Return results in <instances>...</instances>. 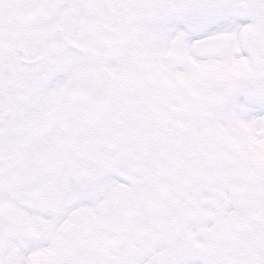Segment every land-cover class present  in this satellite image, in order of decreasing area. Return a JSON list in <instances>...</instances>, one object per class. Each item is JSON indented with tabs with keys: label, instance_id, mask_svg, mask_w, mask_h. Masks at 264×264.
I'll list each match as a JSON object with an SVG mask.
<instances>
[{
	"label": "snow or ice",
	"instance_id": "6c2138e0",
	"mask_svg": "<svg viewBox=\"0 0 264 264\" xmlns=\"http://www.w3.org/2000/svg\"><path fill=\"white\" fill-rule=\"evenodd\" d=\"M13 81L0 264H264V0H0Z\"/></svg>",
	"mask_w": 264,
	"mask_h": 264
},
{
	"label": "flooded vegetation",
	"instance_id": "af4514ba",
	"mask_svg": "<svg viewBox=\"0 0 264 264\" xmlns=\"http://www.w3.org/2000/svg\"><path fill=\"white\" fill-rule=\"evenodd\" d=\"M9 91L0 94V125L3 124L5 119L11 121L6 129L0 130V143L5 141L10 146H15L17 141H22L29 138V133L20 120L17 103L18 98L16 96V83L13 81L9 86ZM39 132L31 134V139H38Z\"/></svg>",
	"mask_w": 264,
	"mask_h": 264
}]
</instances>
